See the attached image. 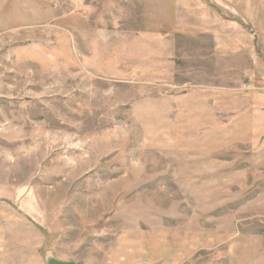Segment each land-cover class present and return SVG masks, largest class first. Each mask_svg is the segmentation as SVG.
<instances>
[{"label":"rangeland","instance_id":"rangeland-1","mask_svg":"<svg viewBox=\"0 0 264 264\" xmlns=\"http://www.w3.org/2000/svg\"><path fill=\"white\" fill-rule=\"evenodd\" d=\"M264 264V0H0V264Z\"/></svg>","mask_w":264,"mask_h":264},{"label":"water","instance_id":"water-1","mask_svg":"<svg viewBox=\"0 0 264 264\" xmlns=\"http://www.w3.org/2000/svg\"><path fill=\"white\" fill-rule=\"evenodd\" d=\"M49 264H74L73 262H66V261H61L55 258H49L48 259Z\"/></svg>","mask_w":264,"mask_h":264}]
</instances>
